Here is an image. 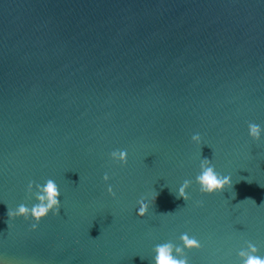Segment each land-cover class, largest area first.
Segmentation results:
<instances>
[{
  "label": "water",
  "instance_id": "water-1",
  "mask_svg": "<svg viewBox=\"0 0 264 264\" xmlns=\"http://www.w3.org/2000/svg\"><path fill=\"white\" fill-rule=\"evenodd\" d=\"M250 122L264 127V0H0V255L153 264L185 232L202 244L190 264H228L245 239L264 253V139ZM201 159L232 187L202 195ZM48 179L60 214L35 232L9 220ZM142 196L156 199L140 218Z\"/></svg>",
  "mask_w": 264,
  "mask_h": 264
},
{
  "label": "clouds",
  "instance_id": "clouds-1",
  "mask_svg": "<svg viewBox=\"0 0 264 264\" xmlns=\"http://www.w3.org/2000/svg\"><path fill=\"white\" fill-rule=\"evenodd\" d=\"M248 135L251 140L259 142L264 139V127L256 123H248ZM193 144L200 145L202 137L195 134L191 137ZM111 161L125 166L128 162V153L126 150H113L109 154ZM103 182L108 184L107 193L115 199L116 193L109 184L111 177L105 173L102 177ZM195 184L199 186L202 195L211 196L216 193L223 192L225 189L232 187V176L222 175L219 173L208 159H201L199 164V173L195 177ZM193 181L185 179L177 189V198H182L186 202L190 200L189 189L192 187ZM27 197L35 200V203L29 207L26 203H21L17 207L9 209V220L15 221L23 219L30 224V231L38 230L41 222L46 219L49 214L59 215L61 208V191L58 184L53 179H48L43 183L30 181L26 188ZM156 196L151 200L142 196L137 201L136 215L140 218L148 215L150 208L153 206ZM202 205V202H199ZM180 243L172 242L159 243L152 249L154 255L153 264H190L189 252L199 251L202 244L195 236L189 235L187 232L179 237ZM235 259L230 260L228 264H264V253L257 242L252 240H243L235 250ZM230 251L228 255H231ZM0 264H9L2 255H0Z\"/></svg>",
  "mask_w": 264,
  "mask_h": 264
}]
</instances>
